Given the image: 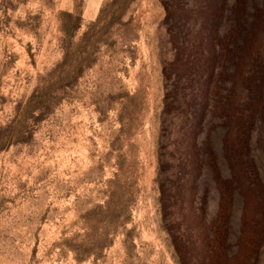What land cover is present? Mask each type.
Returning a JSON list of instances; mask_svg holds the SVG:
<instances>
[{
  "label": "rangeland",
  "instance_id": "374dc122",
  "mask_svg": "<svg viewBox=\"0 0 264 264\" xmlns=\"http://www.w3.org/2000/svg\"><path fill=\"white\" fill-rule=\"evenodd\" d=\"M214 12L218 34L247 32L217 64L226 79L196 135L207 129L231 194L206 166L180 201L160 186L185 138L164 94L183 71L177 30ZM263 35L264 0H0V264H180L171 236L210 226V261L264 264V70L241 85Z\"/></svg>",
  "mask_w": 264,
  "mask_h": 264
},
{
  "label": "trees",
  "instance_id": "16d2710c",
  "mask_svg": "<svg viewBox=\"0 0 264 264\" xmlns=\"http://www.w3.org/2000/svg\"><path fill=\"white\" fill-rule=\"evenodd\" d=\"M212 17L213 18L208 21H202L201 24L195 29L192 28L193 32H189V30L184 28V26V29L182 28L177 30V34H175V36H177L178 41L181 44L179 56L180 63L183 66V71L180 70L176 77V81L180 78H182V81L181 84L177 83L176 81H168L164 94L165 110H167L166 108L169 102H173L178 106H182L184 109L182 112L184 115L182 127L185 138L179 141V144L182 148L181 158L176 164H171L170 170L172 171L169 174L160 173V186H169V188L173 190L174 195H176L180 201H183L186 195L192 196L194 193H196V186L199 181L198 172L200 169H204L206 166L207 170L210 171L208 177L210 181L213 182L215 187L217 186L216 184L219 178V170L222 172L223 176H221L219 180H222L220 181L224 184V189L228 192V194H231L230 181L232 176L230 174H224L222 171L224 170L222 165L217 167V154L215 149L214 147H210L209 143L207 145V139H205L208 135L207 129L204 132L202 139H196V135L198 134V131H201L202 128L200 126H202L201 122L205 113L204 110L206 108V104L210 102L209 104L213 106L211 111L214 112L216 105L215 102L218 98L217 93L221 87L220 84H222L224 79H226L219 73V65L217 66V64L219 60L223 58V56L225 57L224 60L226 62V66L231 63L236 50L240 48L242 49L246 46L247 32L246 29L239 26V22L235 21L237 28L234 26L235 29H231L230 31L225 30L219 32L218 34L217 23L219 15L214 12ZM204 25H207V27H204ZM223 41H226L225 45H223ZM261 45L262 55L256 52L252 55V53H249L250 51L246 53V57L249 56V63L247 67L248 70L246 71L247 75L244 76L241 81L242 88H244L246 91L251 89V84H254L256 87L255 82L261 80L259 77H255V74L264 70V35L263 43H261ZM219 64L221 66V63ZM231 71L232 69H230V72H228L229 75H231ZM227 83L229 86H231L233 83L232 79H227ZM171 93L173 94L172 97L170 95ZM169 95L170 100L168 99ZM241 105L242 108L240 110V115H244L240 119V122H243L245 119L249 120L250 114L245 113L247 110L244 107L245 103L243 104L241 102ZM208 111H210V109H208ZM206 148H208L207 150H209L208 153L212 157V160L206 159ZM240 165L242 166L243 170V165H245V162L241 163ZM226 167L229 169L227 163ZM158 171H164V166L161 164V162H158ZM246 175L248 176L249 174ZM247 182L251 183V180H248ZM255 195L259 196L260 198V193L256 189ZM214 219L215 218L213 216L211 221L212 223ZM212 228V226H210V228H205V230H203V238L198 240L195 239L189 241V239L182 233H179V235L176 236H171L172 245L180 264H184V260L192 255L195 256L198 264H206L207 260H209V257L211 256L208 247L209 242H211L210 238H212L213 241L215 238L213 235L215 229L212 231ZM253 228L256 235H259L260 228L257 227L256 224H253ZM219 231L222 235L221 238L225 250L227 249L225 241L228 240V238L230 239L229 225L219 229ZM208 264H221V262L213 263V261L209 260Z\"/></svg>",
  "mask_w": 264,
  "mask_h": 264
}]
</instances>
